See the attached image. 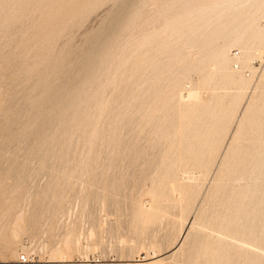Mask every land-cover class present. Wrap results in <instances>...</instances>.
Segmentation results:
<instances>
[{
    "label": "rangeland",
    "instance_id": "374dc122",
    "mask_svg": "<svg viewBox=\"0 0 264 264\" xmlns=\"http://www.w3.org/2000/svg\"><path fill=\"white\" fill-rule=\"evenodd\" d=\"M15 1L0 0V264H264V215L251 210L261 200L245 193L251 183L243 189L248 236L225 196L247 181L219 169L255 144L243 120L264 92V44L250 50L251 68L241 70L250 81L235 92L215 74L204 80L196 48L162 28L179 0L170 11L171 0ZM254 18L264 31V17ZM95 34L107 55L82 81L85 39ZM159 41L168 45L155 50ZM193 86L197 100L179 101ZM73 88L74 113L57 115L56 91ZM256 187L259 196L264 183Z\"/></svg>",
    "mask_w": 264,
    "mask_h": 264
},
{
    "label": "bare ground",
    "instance_id": "6f19581e",
    "mask_svg": "<svg viewBox=\"0 0 264 264\" xmlns=\"http://www.w3.org/2000/svg\"><path fill=\"white\" fill-rule=\"evenodd\" d=\"M117 1L120 2L119 5H122L123 0H117ZM172 1L173 0H171V2H169L168 5H167V10L168 11H170V9L173 7V5L171 4V3H173ZM179 1H181V8L179 10L180 13L172 12L171 14H169L167 16V18L164 17L165 19L161 20V22L164 21L163 24H161L162 28L166 30V32L169 35V37L171 36L173 38L171 42H174V43H178V42L186 43V41L188 40L189 43H190V46H193V47L196 48L195 55H196L197 69L200 72H202V71L206 72V76L204 77V80L207 79V78L211 79L213 74H215V76H217L220 79L221 82H223L224 84L228 85L229 88H231L234 91L235 90H239L240 88H245L246 85H248L250 79L246 78L244 76V74L242 73V71H243L244 68H247V67L249 68L250 65H251V64L250 65L248 64L249 63L248 61H250V63H251V59L253 58L252 54H250V50L256 44L257 45L264 44V31L261 30V27L259 28V27L256 26V24H255L256 23V21H255L256 18H254V15L255 16L258 15L260 17H264V0H252V2L245 9H243L244 4H245L244 1L240 2V0H179ZM200 2H203V3L200 4ZM22 3L24 4V2H22ZM20 5H22V4H20ZM120 9L122 10L123 7L119 6V10ZM159 13H160V11H159ZM115 14L116 15L112 19H110V21L108 22L107 26L105 25L106 26V28H105L106 32L105 33H107L108 31L110 32L115 27L117 19H118V16H119L117 11L115 12ZM163 32H164V30H163ZM165 34H163V35H165ZM100 37L101 36H98V35L95 34V35H88L87 38L85 39V42L89 46H88L87 51L83 54L82 59H81L80 66H81V79H82V81L87 79V78H89L90 75L93 73L92 71H93V69L95 67L96 62L97 61L102 62V60L105 59L104 58L105 55H107L106 54L107 47L105 45V42L103 40H101ZM166 37H164V38H166ZM218 39L223 40L224 43H221V44L219 43V44L215 45L214 43ZM166 40H167V38H166ZM148 41H149V43H148ZM152 41H153V36L149 35V36H147L145 38V41H144L145 44L144 45L150 44V42H152ZM94 43H97L96 44L97 47L95 46V49H93V46H92ZM167 43L168 42L163 43L162 41H159L156 44V46L154 47V49L155 50H158V49L160 50L162 47L166 46ZM181 45H183V44H181ZM128 46H129V44H128ZM232 46H237V48L240 50L239 52H237L240 55L236 59L233 56L234 53H231V56H229V51H230V48ZM173 54L177 55V52L175 51ZM248 58H250V60ZM182 60H183V57H180V55L175 59V61H180V62ZM235 62L239 65V69H235V66H234ZM167 69H168V65H165V66H163V68L159 67L156 70H157L158 73H161L164 70L166 71ZM252 72H253V70H252ZM71 77H73V74H71V76L69 74L67 75V78H71ZM178 79L179 78L175 77L174 80L170 83L171 84L170 85L171 89L175 87L176 83H178L177 82ZM199 82H200V80H199ZM256 86H257V88H260L259 91L261 90V88L264 89V73H262L260 75V79L258 80ZM79 91L80 90H78L77 88H73L72 90H69V91H66V90H63V89L56 91L54 97L60 99L59 101L61 102V105H62V107L58 106L59 108H57L56 110L54 109L56 111L57 115H61L62 110L64 108L66 110L70 111L71 113H74V108L72 109V102L78 96ZM234 91H231V90H230V92L226 91L227 92V94L225 95V97H227L226 100H228V98L230 99V97L232 96V94H229V93H232V92L235 93L236 91L235 92ZM259 93H261V92H259ZM116 96H117V94H116ZM177 98H179L178 99L179 101L186 102V104H187V102H190L191 100L193 101V99L197 100L196 87L193 86L192 88H190L186 92L185 95L183 93L182 94L179 93ZM231 101H233V100L230 99V102ZM227 103H229V101ZM195 104H196V102H195ZM195 104L194 105L190 104V106H187L185 108V111L187 113H191L192 114L193 111H196L195 110L196 109ZM95 110H97V109L95 108ZM248 110H249L248 111V116H246L244 118L243 122L247 123L246 127L249 129L248 132H247V136H248L247 139L249 140L250 143L254 142L255 144L253 146L247 148L245 151L240 152L239 156L236 155L238 157V159H239L237 162H233L232 163L230 161L232 163L231 165L229 164L230 166H228L226 163H224V164L221 165V168H219V169H220L221 173L223 172L225 175H228V177L230 179H233V177L238 174L239 177H244L245 180L247 181V184L244 185L240 189H236L235 187L230 185L228 191L226 190L225 196L227 198L231 199V200L232 199L234 200L230 204L229 210L231 208L230 212L232 214L231 216L234 215L233 216L234 220L237 219V223H236L237 225L236 224L235 225L236 226L241 225L240 227L244 228V230L246 231L247 235L248 236H252L253 233H254V227H253L252 222L251 223L249 222V224H246V223L244 224L243 223L244 221L242 222L243 216H239L238 215L239 214L238 211H240L242 209V204H243V201L245 200V197L249 196V195H247L245 193H250V196L253 195V197H254L253 201L255 200L256 202H258V199H260L261 200L260 204L262 205V206L259 205L260 208H258L257 211H256V209L254 210V208H256V207L253 206L254 208L251 209L252 212H259L261 215H264V190H262V194L258 196V194H257L258 187H256V184L258 182L264 183V92H262L261 94H259L256 97V99L251 103V105L248 108ZM91 127H92V125H91ZM243 134L245 135L244 132H243ZM95 145H97V144H95ZM233 153H231V154H233ZM236 156H234L235 159H236ZM233 161H235V160L233 159ZM187 181H189V180H187ZM249 183L252 184V189H250V192H245L244 193L243 189L247 188V185ZM248 190H246V191H248ZM255 194H257V196H258L257 200H256V197L254 196ZM17 219H18V216H17ZM262 220H264V218H262ZM262 229H264V228H262ZM260 231H262V230L259 229V232ZM236 244H238V243H236ZM232 255H233V253H232ZM20 257H19V259H20ZM50 258H52V257H50ZM253 259H254V256H253ZM50 260L53 261L54 259L53 260L50 259ZM59 261H63V259L60 260V258H59ZM59 261H57V262H59ZM82 262H84L83 264H86L87 262H89L88 257H86V258L84 257Z\"/></svg>",
    "mask_w": 264,
    "mask_h": 264
},
{
    "label": "built area",
    "instance_id": "2783aa9c",
    "mask_svg": "<svg viewBox=\"0 0 264 264\" xmlns=\"http://www.w3.org/2000/svg\"><path fill=\"white\" fill-rule=\"evenodd\" d=\"M234 58L236 59V58H238V56H239V54L238 53H234ZM236 61V60H235ZM253 64H255V63H253ZM235 69H239V65L235 62ZM247 73V72H246ZM22 263H25V262H27L28 261V257H26V256H21L20 257V259H19Z\"/></svg>",
    "mask_w": 264,
    "mask_h": 264
}]
</instances>
